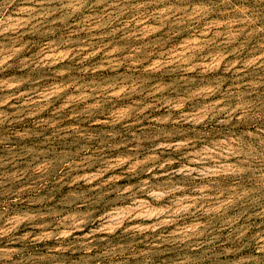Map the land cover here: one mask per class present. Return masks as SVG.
<instances>
[{
  "label": "rangeland",
  "instance_id": "rangeland-1",
  "mask_svg": "<svg viewBox=\"0 0 264 264\" xmlns=\"http://www.w3.org/2000/svg\"><path fill=\"white\" fill-rule=\"evenodd\" d=\"M0 264H264V0H0Z\"/></svg>",
  "mask_w": 264,
  "mask_h": 264
}]
</instances>
